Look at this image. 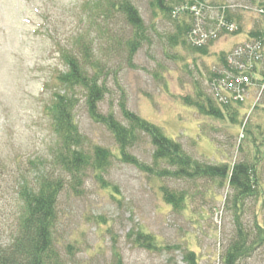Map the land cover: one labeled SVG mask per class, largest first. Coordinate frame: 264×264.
Returning a JSON list of instances; mask_svg holds the SVG:
<instances>
[{"label":"rangeland","instance_id":"1","mask_svg":"<svg viewBox=\"0 0 264 264\" xmlns=\"http://www.w3.org/2000/svg\"><path fill=\"white\" fill-rule=\"evenodd\" d=\"M100 1L0 0L2 245L8 244L18 210L14 201L17 168L28 159L48 158L57 142L50 120L41 111L58 88L54 78L66 71L62 58L65 52L82 63L84 53L90 51L92 59L102 65L104 96L97 104L101 115L112 114L123 123L119 104L124 101L128 110L159 127L193 160L230 167L245 160L253 162L255 147L242 137L239 127L228 119L203 117L180 100L195 93V81L209 96L203 75L215 64L214 52L226 48L230 39L214 42L206 56L193 61L183 47L167 45L164 37L171 32L172 24L151 10L149 0H131L144 22L148 41L127 60L119 43L130 33L124 31L118 15L105 21L99 16L102 10L92 12ZM214 1L249 5L248 0ZM247 21L251 28L253 20ZM82 46L88 48L86 52ZM257 96L258 92L246 95L244 105L253 104ZM75 98L78 105L74 116L83 137L82 149L92 154L95 147H100L111 157L101 173L104 186L88 170L79 194L67 189L59 198L55 241L61 264H113L114 249L119 252L120 264H186L184 256L188 252H194L198 264H220L221 253L236 238V219L250 238L256 233V224L264 228V148H258L256 195L245 199L234 213L232 192L218 180L157 179L123 163L113 135L90 118L84 95L76 90ZM257 103L259 109H253L245 119L251 132L258 135L255 143L259 144L264 142V109H260L264 108V96ZM153 150L147 139H141L128 153L151 166ZM161 188L183 193L184 208L176 211L165 204ZM139 229L155 237L161 250L133 245L127 235ZM263 261L264 244L256 247L243 264Z\"/></svg>","mask_w":264,"mask_h":264},{"label":"trees","instance_id":"2","mask_svg":"<svg viewBox=\"0 0 264 264\" xmlns=\"http://www.w3.org/2000/svg\"><path fill=\"white\" fill-rule=\"evenodd\" d=\"M248 3L236 5L217 4L214 0H149L151 10L157 11L172 24L171 32L164 37L167 45L183 47L193 61L195 57L206 56L214 42L230 39L226 48L214 52L215 64L210 69L206 68V75H203L209 96L202 92L199 81H195V93L183 96L180 100L184 106L194 109L203 117L228 119L239 127L242 137L246 136L255 147L253 162L245 160L230 167L224 163L193 160L179 143L166 137L159 127L128 110L124 101L119 104L123 123L112 114L101 115L97 111V104L104 96L100 80L104 76L102 65L92 59L90 51L84 53L82 63L65 52L62 58L66 71L58 73L54 78L58 88L41 111L50 120L57 142L47 154L48 158L28 159L23 167L17 168L14 201L17 202L18 210L8 244L0 243V264H61L55 241L61 194L67 189L79 194L88 170L95 174L97 182L105 185L101 173L109 166L111 154L100 147H95L92 154L82 149L83 137L74 116L78 105L76 90L84 95L90 118L104 125L113 135L123 163L154 175L157 179L218 180L220 185L226 184L232 192L234 213L238 212L245 199L256 195L258 148H264V142L255 143L258 135L251 132L248 118L245 117L254 113L253 109H259L260 104L257 102L264 96V0H248ZM252 9L255 12H245ZM92 10H102L99 16L105 21L111 20V15L119 16L124 31L130 33L129 38L118 41L124 46L127 60H131L141 43L148 41L144 22L131 0H103L96 3ZM247 20H253L251 28L247 26L250 22ZM82 47L86 52L88 48ZM188 73L191 74V71ZM257 92L256 101L245 106L246 95L254 93L255 96ZM240 110L243 111V118L238 122ZM141 139H147L154 149L151 166L128 153V149ZM160 192L165 204L176 211L184 208L183 193L167 188H161ZM235 223L236 238L221 253L220 264H243L256 247L264 244L262 226L256 224V233L250 238L246 236L238 219ZM1 231L3 227L0 224V235ZM127 237L139 248L161 250L156 245L155 237L141 229L131 231ZM118 255L119 252L114 249L113 264H120ZM184 261L186 264H198L194 252H188Z\"/></svg>","mask_w":264,"mask_h":264},{"label":"built area","instance_id":"3","mask_svg":"<svg viewBox=\"0 0 264 264\" xmlns=\"http://www.w3.org/2000/svg\"><path fill=\"white\" fill-rule=\"evenodd\" d=\"M246 81V80H245Z\"/></svg>","mask_w":264,"mask_h":264}]
</instances>
